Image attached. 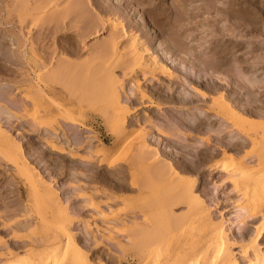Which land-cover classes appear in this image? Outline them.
I'll return each mask as SVG.
<instances>
[{"label":"bare ground","instance_id":"bare-ground-1","mask_svg":"<svg viewBox=\"0 0 264 264\" xmlns=\"http://www.w3.org/2000/svg\"><path fill=\"white\" fill-rule=\"evenodd\" d=\"M59 1L60 0H35V2L33 3L31 1L29 2V0H21V1L19 0L17 1L19 3L14 1L13 3L19 4L18 5V7L20 8L19 9L17 6H14V4H12V1L0 0V10L2 9L3 6L5 7L6 11L7 8L13 10L12 7L14 6V11L19 10V12H21L20 10L24 9L22 11L33 10L34 12L35 10V12L36 11L38 12L46 9L48 5L50 6L51 4L52 6L54 3H57ZM65 1L66 0H63V2ZM71 1L73 2V4H71L68 7L69 4L66 1L67 6L62 5L63 9H60L61 5L54 4L56 7L59 6V8H57V11L59 10V12L54 14L51 12L50 14H47V16H49V18L47 17V20L43 19L45 18L44 12H43L44 15L40 14L39 16L40 18L41 15L42 17L44 16L43 18H41L43 22H41L42 20L38 17V19L40 20L39 21L40 24L38 20L36 19L32 20L35 17L34 18L30 17L32 23H34L33 26H37L39 24V27L37 28L35 27L36 29L35 32L39 34V38H37L39 48H37V50L33 48L35 43L32 37L34 33L32 34L33 29L31 27L30 28L32 30L26 29L28 30L27 34L31 36L28 37V35L27 36L25 35L26 31H24V29L26 28L27 25L26 22H28L29 20L23 23L24 25L23 24L18 25L19 23L17 22L18 23L17 24L16 21L9 19L10 17L0 19V26H4L3 29L6 30L7 26L9 27L7 31V35L5 34H4L5 36L0 35V61L3 62L7 61L9 65L12 66L14 65L16 66V68L18 66H21V64L24 66V63L22 62H25L26 67L24 66L25 67L24 70L28 69L27 73L24 72L25 74L23 75L20 73L21 75H19V77L22 76V78H20V81H18V79H15V77L13 76V79L17 80V81L12 80V84L14 83V85H10L8 82L7 84L5 83L3 84L1 82L3 81V79H1L3 77H1L0 93L2 94L3 92H5L7 94L6 96H10L9 98L10 99L12 98L13 101V99L16 98L14 97V95H16L15 93L17 92L16 86L18 89V87L20 88L21 86L23 87L25 85L28 88L27 90L29 92L35 90L36 93L38 92L37 94L39 96L37 95V97H39V99H37V97L34 96L36 97V99H34L33 102L31 97L29 98L32 100L30 101L33 102L34 104V107H31L34 108L32 115L37 116V118L34 120V124L38 126H41L42 122L43 124L46 123V126H50L51 124H53L52 123L53 121L51 120H50L51 124L47 123L48 120L46 121V119H48L49 112L46 111L43 112L42 114V111H39L41 109L39 108L40 106L38 105L39 104L42 105V102H46L47 105L49 104L51 106L52 105L61 106V105L59 102L58 104L57 101L55 100L47 101L48 99L51 98V96L49 95L50 91L52 90L51 87L52 85L49 86L51 84L50 82L51 80H49L50 84L48 85L47 83L49 82L47 80L46 82H44L42 78H44L50 73L51 74L55 73V71L58 72V69L53 71V69L55 68V63H53V61L55 62L57 61L59 65L66 63L65 65H70V68L71 67L73 68L75 65L77 67L78 66L77 64L71 63L70 57L79 56V54L82 53V51L80 49L79 43L76 44L78 41L75 42V49H73L74 51H72L71 53L61 47L52 48L53 50L50 51L51 50V49L49 50L50 46L47 48L48 45L45 46L43 43L47 38L50 37L51 33L57 34L64 29L67 30L69 24L66 22V19L70 15H73L74 19H78V22H75L76 26L78 27V30H84V33L81 32L77 33L78 34L77 36L80 37L79 39L83 41L88 37L87 35L89 36L92 35L90 33L96 34L99 33L101 29H103L102 28L103 25H101L102 23L98 20L97 14H101V13L105 14L107 17L106 20L107 21L106 24L108 26L107 30L109 31H107L108 38L101 52L103 58L107 59L108 63H113V64L114 61L117 60L118 58H122V59L127 58L126 64L128 66L127 69H129L128 72L129 74L130 73L136 74V71L138 69H142V71L144 72L143 75L144 74L151 75L153 78H156L157 82L162 80L163 82H166L168 85H171V87L175 88V91L172 94L169 93L164 94L165 91L164 89H163L164 90L163 93L162 90L161 91L159 90L158 92V99L160 101V104L168 105V107L166 108L168 112L165 117H167L166 119L168 120L166 121L167 127L168 125L171 126L169 128L170 132H168V134H170L172 138L171 140H173L174 149L173 148L169 149L168 146L162 149L159 148L160 146H158L157 149L154 146H150L147 140L143 139L141 142L142 153L139 154V157L140 158L142 157V160L144 159L147 162V164L149 163L150 165L149 170L151 169L152 173L154 175L156 174L155 176L158 175L159 177L158 179L161 178L163 184L166 185L168 189L175 190L176 195L173 198L170 197L166 201V206L168 208L167 209L163 208V214L165 213L164 218L161 216L163 222L161 220H160L161 222H159V220L155 221V219L154 221H152L150 219L151 214L147 212L149 207L145 206L147 209L143 207V210L142 209L141 210L145 216L149 215L148 216L150 220L149 223L147 224L145 222L146 219L142 217L145 221H143L141 225H138L139 223L135 224L136 222L135 217L138 215L136 213L137 211L135 212L136 209L135 210L133 209L134 210L133 217L135 219L131 218L130 220L133 221L135 226L134 224H131L132 226H134L133 231H131L132 226H130L131 230L128 229L131 232V233L129 232L131 234V242L127 250H129L130 245H132L131 247L135 250V252L132 253V255L134 256L133 258H135L136 260L140 258L141 264H242V261L244 260H245L244 262L245 263L247 262L248 264H264V252L261 251L262 249L260 247L261 244L258 243V242H262V240L264 239V99H262L260 95L264 91V68L261 67L258 68L257 65L258 62L255 63L257 61L256 59L253 65L251 64L249 67L246 66L243 67L242 64L244 62L240 63L239 60H236L235 62H239V63H235V65H233L232 67L233 70L232 72L235 74V77L233 78L230 75L229 70L227 69L230 64L228 63L229 60L228 61L226 60L227 56L225 57L226 54L225 48L220 47L219 45L215 47H209L210 45H207V47L205 48L202 46L204 48V50L202 51V55L203 57H205V59L203 58L201 59L200 56L202 55L199 56V54L196 53V50L193 48H187L185 51L181 50L180 43L177 40H175L174 42L175 46H172L170 42L168 43V46L160 49L161 47L159 45L160 36H158V33H155L152 30H147L145 25H143L144 23L141 22L136 23L132 18L129 19V17L127 18L125 17V20L126 23H128L127 25H129L132 28L129 31V36L131 37V44L125 45L124 47L118 46V44L120 43L121 39L124 36L123 28H126V26L123 25L124 20L120 21V18L124 16V13L127 11V9L126 11L121 9L120 6L114 4L113 0H99V1L95 0L96 1L95 3H91V0H76V1L71 0ZM10 2L13 6L11 5L10 7H8L9 6L8 4H10ZM15 7H17L18 9L15 10ZM54 8L52 7V9ZM64 8L67 9L65 10ZM93 10H95L96 13H94ZM0 12H2V10ZM9 15L11 16V14H8V16ZM14 17L12 18L14 19ZM112 17L113 18L115 17V19L118 18L119 21L118 22L117 20L113 21ZM30 26H32V24H30ZM37 29H39V31H37ZM134 29H136V31ZM85 33L86 34L88 33L86 35L87 37L84 36ZM203 45L206 44L204 43ZM15 47L17 48V51H20V49L24 47L25 48L30 47V52L33 55L30 56L27 53V51H25L24 52L25 61H23L20 54L16 52ZM83 49L84 48H82V50ZM36 51L38 53H36ZM67 55H69V57H67ZM56 56H58L59 58H57ZM2 67L4 68V66ZM60 68H62L67 73L66 69H64L63 67ZM70 68L68 70H70L71 73L72 69ZM6 70L9 71L7 75H10V72L11 74L14 73V69L9 68ZM63 70H59V71L62 72ZM74 70L76 69H73V71ZM57 72L56 75H58ZM31 73L35 75L33 79L31 78L32 75ZM109 75L112 78L111 79L108 76L109 79H111L112 82H115L114 83L115 86L113 83H112L113 87L111 86V89L109 86V84L111 83H109L108 85L105 84V86L106 85L109 86L106 87L110 89L109 92L110 96L108 102H110V104L116 111L115 115H113L115 116V118H113V123L111 124L117 126V129L114 128L115 130H113L112 132V134L117 137H115L112 145L110 146V149L108 148V149L96 151V157L99 158L101 163L103 159L107 157L106 156L108 154L107 151L115 152V150L118 148V138L121 136L120 128L125 127L126 124H129V126L132 127L137 125V123L139 124L148 123L154 126L157 124V122H155L154 119H152L153 117L150 116H145V118L143 117V121L138 119L137 117H135V119L131 121L127 119L128 115L126 116V113L128 112L125 110L126 107H124V104L118 92V84L122 87V83H119L112 73ZM48 77L51 76L48 75ZM135 77H136V83L134 85L137 88V90H140L141 81L137 78V76ZM33 86L35 89L33 88ZM188 87L191 92L188 90ZM198 88L205 89L204 91L205 93L200 92ZM109 89L106 90L109 91ZM186 89L189 92H186L187 91ZM14 90H16L15 93ZM24 90L26 91L25 88ZM207 92L209 93L218 92L219 96L213 98L212 100L210 99L211 106L208 107L206 111L205 110L199 111L200 109L197 110L196 108L198 107L196 105H198V103H200L201 101L202 102L207 101L208 98L207 96H209L207 95ZM33 94L35 93L33 92ZM141 94H142L141 99H145L147 96L146 93L141 92ZM27 96L28 95H26V97ZM129 96H136V95L134 94V91H131ZM46 97L48 98L47 100H45ZM0 103L4 104L5 102L4 100L3 102H1L0 100ZM147 103L149 104V106L154 107V109L160 107V105L153 103L152 101H150V99ZM1 104H0V158L2 159V162L3 160H5V162L7 161L12 167H14L13 169H15V176H18L23 179L20 183L24 184L26 188L23 185L21 186H23V190L24 188L25 189L28 188V190L26 191L29 194L28 196L30 197L31 202L33 201L42 202L46 206V209L48 210L50 215V219L52 218L53 221L56 223V231H54L50 235H40V236L36 235L33 230L32 231L30 230L32 227L29 228L34 224L33 225L31 224L32 219L31 221L27 219V217L29 218V215L28 214L26 215L27 211L24 217L23 214L24 212L22 211L24 209L23 207L24 205L21 207V209L23 208L21 210L19 206L21 203L19 204L17 203L19 207L15 206L17 204H13L15 199H17L16 202H18V200L20 199L19 196L18 197L15 196L16 198L14 200H11V197L7 196V193L6 194L1 193L0 191V226L5 231L3 233H8V235L11 234L10 237L13 238V239L9 238L10 240L9 239L6 240L4 237L0 235V264H52L53 259H50V257L52 258L54 257L52 255L54 254L57 255L60 252L63 254V257L65 255H68L65 256V258L67 257L69 258L70 264H98L95 261H94L95 263L92 261L90 257V252L88 250V248L92 247L96 242V236L92 233V228H91V225H94V221H95L94 218H96L94 216H96L95 214L96 212L94 213L95 214L94 216L92 214H90L92 216L86 215L88 212L90 213L96 211L97 209H100L101 206L99 205L101 203L97 205L96 204L97 202L96 203L94 202V199L96 197L94 196L95 198H93V195H91V193L94 195L98 193L96 194L93 192L89 193L91 191V188L90 190L87 189L89 192H87L86 190L89 196L87 195L86 192H85L86 194L82 192L81 189H83L84 191L85 187H87L88 185V183L86 185V182H89L86 181L87 180L86 175L85 176L81 175V177L79 176L81 180H85V186L83 185L81 186L80 185L81 182L79 181L80 183L79 185L84 188L78 189L80 186L79 185L77 186L78 184V182H76L77 179L75 178V180H73V182L75 181L74 183L69 180L72 177L71 178L69 177V179H67L68 182L64 181L63 184H65L66 182V185H68L67 187L66 185H64L65 189L60 183H58L61 185V186L59 185L60 188L64 189L63 195L59 192L60 190L58 191V189L55 187L56 184L54 182H49L50 180L52 181V179H54L53 174H52L53 175L52 179H50L52 176L48 178L50 179L49 181H47L44 177H42V175H40L39 172H37V168L33 166L34 163H32L33 165L31 164L29 158L32 157H30L29 155L27 156L25 153V151H28L29 149L26 150L23 147V145L19 142V140L18 139L16 140V137L12 136L11 132L9 131L10 132L9 133L8 130H6L7 125L8 124L11 125L12 122L8 123V121L5 119L7 121V125H3L6 121L3 119L2 116L5 115L7 117L13 116L14 118L15 113L13 114L10 111L11 108L10 110H7L9 109V107L6 109L5 108L6 105L4 106ZM140 104L141 106L142 105L145 106L146 103L144 101V102H140ZM56 106L54 108L59 109V107ZM24 110H26V108H24ZM9 111L13 115H11ZM41 114L43 115V117H41ZM8 119H10V117ZM13 125L14 124L11 125L10 129L12 128ZM156 126L158 127V125ZM52 127L53 126H51L50 132L48 133L49 135H46L45 137L42 136V139L45 140L44 143L45 147L48 149L50 153L65 154V152H68L65 150V147L69 146L68 148L70 149L72 145V142L69 140L70 137L68 138L67 136L63 135L65 136V139L63 141L60 140L61 134L57 133L56 129H53ZM118 128L120 131L118 130ZM165 130L166 129H164L163 131ZM185 130L186 132L192 133L191 138H189L187 134L184 133ZM211 138H213L212 140H216V142L214 141L213 145H211L210 142ZM58 139L60 140V142L56 144L55 141ZM200 142H203V144H205L206 147L202 145ZM215 143H217L218 145L217 151L219 150L218 152L220 153V156L222 155L223 158H228L230 160L222 163H214L213 161L212 162L214 164L210 163L211 162L210 153L211 152L214 153L213 147L215 146ZM248 144L251 145V149L249 146V149L251 151L249 150L248 152H246L247 150L244 149L248 146ZM68 156L73 157V152L71 151ZM35 159L37 160V157ZM42 162H44V160ZM230 162L233 163L231 164ZM36 163L35 164L38 165V162ZM110 165L112 164L110 163ZM68 174L69 176L71 174L72 176L74 175V173L72 172L71 174L70 173ZM89 174L90 173H88V176H90ZM151 176L153 178V175ZM84 177L85 179H83ZM217 177L219 178V182H220L219 185H215L216 183H214V180H216ZM89 179H91V177ZM148 179H150L149 176ZM135 184L134 187L132 186L131 188L132 190L130 191L135 190L133 189L136 187ZM210 184H212V187L214 186V188L217 189L213 188L214 190L213 189L209 190ZM73 185L74 186L76 185L77 187L76 186L74 187ZM91 185L92 184H90L89 186L91 187ZM146 187L148 186H145L144 189L140 188L142 192H145L144 190H147ZM250 187H255V188L258 187L261 189L262 193L261 195L259 194L260 196L258 198L250 202V204H255L257 207L252 205L248 206V202L245 204L247 207L244 204L236 203V205L239 206V210L237 209V213L234 215V217L236 218V223H238L236 225L234 224L235 227H237V235H238L237 237H235L234 231L231 232L232 231L231 226L233 225L232 222L233 220L229 221L226 215L222 214L223 212L222 211L220 215L221 218L220 222L215 223L207 209L208 202L206 198L209 197L214 198V193L216 192V190L218 192L219 188H221L222 190L226 189L227 191L229 190V188H231L233 189V192L237 194H241L242 193L241 191H244L245 193V191L248 190V188ZM17 189L16 192H18ZM63 189H61V191ZM97 189L96 191H98ZM137 190L138 189H136V191ZM141 190H138V192H141ZM12 191H10V193L8 191L7 192L9 195H11ZM125 191L128 190H124V192ZM104 193L106 196L108 195V193L106 194V191L105 192L103 191V195ZM99 194H101V192ZM105 195L103 196V198H105V203H109V201H113L115 199L118 200V198H115V196L117 195L113 197L112 195L109 194L107 196V199ZM99 197H102V195ZM8 199H10L12 203L10 201L6 202ZM128 199L131 200L130 197H128ZM27 200L28 203H31L29 199ZM122 200H124V198ZM131 201H137V198L135 197V200L133 199ZM5 203H7V205ZM12 204L16 208L10 210ZM179 204L186 205L187 211L184 214L175 215L172 212L173 209H171V207ZM4 205L6 206L4 207ZM86 205L88 206V208L86 207ZM108 206L111 208V205L109 204L107 206L105 205V207ZM118 207L119 206L117 204V208ZM253 207L254 209L255 208L257 209L254 210ZM83 208L84 209L87 208L88 210H84ZM18 209L21 210L22 212L21 214L20 211L18 214H16L18 212ZM82 209L84 210V213L86 211L84 215L86 220L83 219V221H81L84 225H86V230L84 231L83 228H80L79 231L82 233H78L79 231L75 232L73 227H71V225L74 224V221L80 219L78 218V216L79 217L82 216V214H80L83 212ZM29 210L30 209H28V211ZM113 213H111L112 216ZM33 214L34 213H32L31 215ZM98 214L101 217L102 216L104 217V214L102 212L98 211ZM143 214L141 215L143 216ZM16 215L17 216L23 215L22 217L23 219L19 216L17 217ZM99 215L97 217H99ZM117 215L119 214L117 213ZM114 216H116V213L114 214ZM119 217L121 218V216ZM112 219L110 222H112ZM258 219H261V223L255 225ZM91 220L93 221V223L90 222ZM119 220L120 221L118 220L116 221L122 226L121 222H123L125 219L124 220L119 219ZM246 220L251 221V223L255 225L254 229L256 233L255 235H253V238L251 236L252 233H250L251 226L246 227L248 221L244 223ZM138 221L139 219H137V222ZM227 222H229L228 225H226ZM126 223L127 222L123 223V227H125L124 224ZM143 223L144 225H142ZM140 226L141 228L139 229ZM128 227L129 226H127V228ZM25 230L27 231V233L26 234L22 233L24 236L22 235L20 236L21 234L20 232H24ZM238 244H241V249L239 248V253L234 252V250H232L234 248H238L236 247ZM48 250H51V253H49V255H47L46 253ZM162 250H164L163 254L160 253ZM130 251L127 253L130 254ZM125 253L126 252H123L124 255Z\"/></svg>","mask_w":264,"mask_h":264},{"label":"rangeland","instance_id":"rangeland-1","mask_svg":"<svg viewBox=\"0 0 264 264\" xmlns=\"http://www.w3.org/2000/svg\"><path fill=\"white\" fill-rule=\"evenodd\" d=\"M7 1H12V4H14V6H17V7L19 5V4L13 3L14 1L17 2L19 0H7ZM30 1L32 3L35 2V0H29V2ZM66 1L69 4L68 7L71 4H73V2L71 0H69V1L66 0ZM66 1L63 2V0H60L59 2L54 3V4L61 5L60 9H63L62 7L66 5ZM73 1H76V0H73ZM95 2H96L95 0H91V3H95ZM113 2H114V4L120 6L121 9H123L125 11L127 9L126 12L124 11L125 12L124 16L120 18V21L124 20L123 25H125L126 28H123L124 36L121 39L122 42L120 41L118 46L124 47L125 45L131 44V37L129 36V31L132 28L129 25H127L128 23H126V20H125V17L126 18L129 17V19L132 18L136 23H138V22L144 23L143 25H145L147 30H152L155 33H158V36H160V40H159V45L161 46L160 49L168 46V43H170V42H171L172 46H175L174 45L175 40L179 41L181 50L185 51L187 48H193L196 50V53H198L199 56L202 55V51L204 50L205 47H207V45H210L209 47H215V46L219 45L220 47L225 48L226 49L225 57L226 56L228 57V58L226 57V60L227 61L229 60L228 63L230 64L227 69L229 70V73L233 78L235 77V74L232 72L233 71L232 67H233V65H235V63H239V62H235L236 60H239L240 63L244 62L242 64L243 67H245V66L249 67L251 64L253 65V63L255 62V59H256L257 61L255 63L258 62V64H257L258 68H260V67L264 68V0H113ZM17 3H19V2H17ZM12 4L10 2V4H8L9 5L8 7H10ZM54 4L52 6H51V4H50V6L48 5V7H46V9H44L45 11L43 10V11H38V12L37 11L35 12V10H34V12H33V10L22 11L24 9H21L20 10L21 12H19V10L18 11L16 10L19 7L18 8L15 7L16 11H14L13 5H12L13 10H10V8H7V11H6L5 7L4 6L2 7V5H1L2 12H0V19L10 17L9 19L16 21V23L18 22L19 23V24L17 23L18 25H21V24H23L29 20L28 21L29 23L26 22L27 25H26V28L24 29V31H26L25 35L26 36L28 35V37H30L31 35L27 34L28 30L31 28L33 29V30L31 29L33 31L32 34L33 33L35 34V35L33 34V36H32L34 39V43H35L33 48L37 50V48H39L38 41H37V38H39V34L37 32H35L36 31L35 27L36 28L39 27V24H40V22H39L40 20L38 19V17L40 16V14H43V12H44L45 15L44 14L43 15L45 16V18H43L44 16L42 17V15H41V18L47 20V17L49 18V16H47V14H50L51 12L53 14L58 13L59 10L57 11V8H59V6L56 7ZM54 6H55V8H54ZM52 7L54 9H52ZM67 8H64V9L66 10ZM189 9H190V12H189ZM93 11H94V13H96L95 10H93ZM229 12H230V14H229ZM6 13H7V15H6ZM8 14H11V16L12 15H14V16L16 15V16L15 17L12 16V17H14V19H13L10 15L8 16ZM30 17H32V18L35 17L34 19H32V18L31 19L32 20H35V19L38 20L39 24L37 23L38 24L37 26H33L34 23H32V21L30 20ZM73 17H74L73 15H70L66 19V22L69 24V26L67 27V30L63 28L64 30H62L60 33H57V34L51 33L50 37L47 38L45 40V42L43 43L45 46L48 45L47 48L50 46V48H49V50L51 49L50 51L53 50L52 48L61 47V48L66 49L68 52L71 53L72 51H74L73 49H75V42L78 41L76 44L79 43L80 49L82 51V53H80L79 56L70 57L71 63L77 64L78 65L77 67H76V65L75 66L72 65L75 68L74 67L70 68V65H65L66 63L59 65L57 63V61L56 62L53 61V63H55V68L53 69V71L58 69V72L55 71V73L48 74L53 79L51 77H48L47 74H46L47 76L42 78L44 80V82H46V80L48 82H49V80H51L50 81L51 84H50V82L47 84L48 85L50 84L49 86L52 85L51 86L52 90L50 91V94H49L52 99L51 98L48 99L46 97L45 100H47V99H48L47 101L55 100V101H57V103L59 102L61 105V106L55 105L56 107H59V109H58V108H54L55 106H53V105L52 106L49 104L47 105L46 102H42V105H40L38 103L39 104L38 106H40L39 108L41 109L39 111H42V114H43V112H46V111L49 112L50 117L48 116V119H46V121L48 120L47 123L51 124V122H50V120H51V121H53L52 122L53 124H51V125L49 124L50 126H46V123L43 124V122H42L41 126L34 124V120L37 118V116L32 115L34 108H31V107H34L33 102H34V99H36L38 92L37 93L35 92L34 86H33L34 89H32L34 91L30 90L31 92H29L27 90L28 88L24 85L23 87L21 86L22 88L18 87L19 90L17 89V86H16L17 92L15 93L16 90H14V93L16 94V95H14V97H16L15 98L16 100L13 99V101H12V98L11 99L9 98L10 96H6L7 94L5 92H3L2 94L0 93L1 102H3V100L5 102L4 104L3 103L2 104L0 103V104L4 105V106L6 105V107H5L6 109L9 107V109H7V110H10V108H11L10 111L13 114L15 113L14 118H13V116H9L10 119H8L9 117H7L6 115L2 116L4 120L6 119L8 121V123L12 122V124H14L12 126V128L10 129L12 124L11 125L8 124V125H10V126H8L6 120H5L6 122L3 125H7V128L5 126L6 130H8V132L10 131L11 135L16 137V140L18 139L19 142L23 145V147L26 150L29 149L28 151H25V153L27 156L29 155L30 157H32V158H29V160L31 161V164L34 163V165L33 164L32 165L35 168H37V172H39V174L42 175V177H44L47 181H49L50 179L53 178V175H54V179H52V181L50 180L49 182H54L56 184L55 187L58 189V191L60 190L59 192L62 195H63L64 189H65L64 185H66V182H68L67 179H69V177L73 178V179L71 178L72 180L69 179L71 182H73V180H75V178L77 179L76 182H78V184L75 183V184H77V186L80 184L79 181L81 182V184H80L81 186L82 185L85 186V180L80 179L81 175L82 176L86 175V177H87L86 181H89V182H86V185H87V183H88V185H87V187H85L84 191H83V189H81L82 192L85 193L87 189L90 190V188H91V191L89 192L87 190V192H89V193L93 192L95 194L98 193L96 195L91 193V195H93V198L96 197L94 199V202L95 203L97 202L96 203L97 205H99L101 203L99 205V206H101L100 207L101 210L97 209L94 212H90V213L88 212L86 214V215L92 214L93 216L96 214V216H94V217H96V218H94V220H95L94 225H91L92 233L96 236V242H95L96 245L94 244L92 247L88 248L92 261L93 262L95 261L98 264H101V263L102 264H128V263L129 264H135V263L141 264L140 258L137 257L138 258L137 260L135 258H133L134 256L132 255V253L135 252V250L131 247L132 245H130L129 250H127V248L129 247V244L131 242V234H130L131 232L128 229L131 228L130 227V226H132L131 224H134L133 221L130 220L131 218H134L133 217L134 216L133 211L136 209L135 212L137 211L136 213L138 215L135 217L136 218L135 224L139 223L138 225H141V223L143 221H145L144 219H146L145 222L147 224L149 223V221H150L149 217H148L149 215L145 216L142 213L143 207L146 208L145 206L149 207V209L152 210V211H150L149 209L147 210V212L149 214H151L150 219L152 221H154V219H155V221L159 220V222H161V221L163 222L162 217L163 218L165 217V213L163 214V208H165V209L168 208L166 206V201L170 197L173 198L176 195L175 190L168 189L166 187V185L163 184L161 178L158 179L159 178L158 175L155 176L156 174L154 175L152 173V170L151 169L149 170V168H150L149 163L147 164V162L144 159L142 160V157L141 158L139 157V154L142 153L141 142L143 139H145V140H147V142L149 143L150 146H154L157 149H158V146H160L159 148H161V149L166 147V146H168L169 149H172V148L174 149L173 140H171L172 138H171L170 134H168V132H170L169 128L171 126L168 125V127H167L166 121H168V120L166 119L167 117H165L167 115V112H168V110L166 109L168 107V105L167 104H160V101L158 99V92H159V90L160 91L162 90V93H163V91L165 90L164 94L165 93L172 94L175 91V88L171 87V85H168L166 82H163L162 80L157 82L156 78H153L151 75H145V74L143 75L144 72L142 71V69H138L136 71V74H134V73L129 74L128 73L129 69H127L128 66L126 64L127 58H124V59L118 58L117 60L114 61V64L108 63L107 59L103 58L101 52H102L103 47H104L106 40L108 38V32L107 31H109V30H107L108 29V26L106 24L107 23V21H106L107 17L105 14H103V13L97 14L98 20L102 24L100 22L99 23L101 25H103L102 26L103 29H101L100 32L96 33V34L90 33V34H92L90 36L87 35L88 33L87 34L85 33L84 36L85 37L88 36V37L86 39L84 38L85 40H83V41L79 39L80 37L77 36L78 35L77 33H80V32L84 33V30H78V27L76 26V23H75V22H78V19H74ZM21 20L24 22H22ZM116 20H117V22L119 21L118 18L115 19V17H114L113 21H116ZM41 22H43V20ZM30 24H32V26L34 28L32 26H30ZM134 25H136V24H134ZM0 28H1L0 29V35H4V34L7 35V31L9 29V27L7 26L6 30L3 29L4 26H0ZM26 29H28V30H26ZM39 29H37V31H39ZM134 30L136 31V29H134ZM57 37H58V39H57ZM162 43H163V45H162ZM204 43L206 45H203ZM82 48H84V49L82 50ZM25 51H27V53L30 56L33 55L30 52V47H26V48L24 47V48L20 49V51H17V48H16V52L18 54H20L23 61H25V58H24V52ZM57 51H60V50H57ZM36 53H38V52L36 51ZM161 53H163V52H161ZM56 57L59 58L58 56H56ZM67 57H69V55H67ZM200 57H201V59L202 58L205 59V57H203V55ZM22 63H24V66H25V62H22ZM0 65H1L0 66V75H1L0 78L3 77V78H1V79H3V81H1L3 84L4 83L7 84V82H8L10 85H14V83L12 84V80L13 81H17V80H14L13 76L15 77V79H18V81H20V78H22V76L19 77V75H21V74L23 75V74L27 73V71H28V69L24 70V68L26 66L24 67L22 64H21V66H18L16 68V66H14V65L13 66L9 65V63L7 61L6 62L0 61ZM2 66H4V68ZM60 67H63L64 69H66L67 73H66V71H64ZM9 68L14 69V73H13L14 75L11 74V72H10V75H7L9 73V71H7L6 69H9ZM69 68L72 69L71 73H70V70H68ZM73 69H76V70L73 71ZM59 70H63V71L61 72ZM56 72L58 75H56ZM111 73L113 74V76L116 78V80L119 83H122V87L118 84V92H119L121 100L124 104V107H126L125 110L128 112V113H126V116L128 115L127 119L129 121H131V120H134L135 117H137L138 119L143 121V117L145 118V116H150V117H153L152 119H154L155 122H157L156 125H158L159 128L156 125L154 126V125L148 124V123H146V124L145 123H142V124L137 123V125H135L133 127L129 126V124H126L125 127L120 128L121 136L118 138V148L115 150V152L114 151L113 152L107 151V153H108L106 155L107 157L104 158L107 161L104 160L103 158H101V159H103V161L101 163L99 158L96 157V151H100V150H104V149H108V148L110 149V146L112 145L115 137H117V136L112 134L113 130L117 129V126L111 124V123H113V118H115V116H113V115H115L116 111L112 107L110 102H108L109 96H110L109 92H110L111 86L113 87L112 83L113 84L115 83V82L111 81L112 78L109 75ZM108 76L111 79H109ZM135 76H137V78L141 81L140 82V90H137V88L134 85L136 83V77ZM34 77H35V75L32 74L31 78L33 79ZM109 83H111V84H109ZM105 84H107V85L109 84L110 89L107 88L109 86L106 85L107 86L106 87ZM114 86H115V84H114ZM24 88L26 89V91L24 90ZM105 88L109 89V91H107ZM14 89H15V87H14ZM85 89H86V91H85ZM198 89L200 92L205 91V89H203V88H198ZM202 89H203V91H202ZM188 90H189V87H188ZM188 90L186 92L190 91V90L189 91ZM131 91H134V94L136 96H129ZM33 92L35 94H33ZM105 92L108 95H106ZM141 92L146 93L147 96L145 99H141V95H142ZM263 93H264V91L260 94L262 99H264ZM104 94L106 95V97ZM26 95H28L29 97L28 96L26 97ZM207 95H209V96H207L208 98H207L206 102L201 101L200 103H198V105H196L198 107V108H196L197 110L200 109L199 111H204V110L206 111L208 109V107L211 106L210 101L213 98L219 96V93L218 92H216V93L215 92L214 93L213 92L212 93L207 92ZM34 96H36V97H34ZM30 97L33 100V102H31L32 100L29 99ZM148 98L153 103L160 105V107L154 109V107L149 106V104L147 103L149 101ZM37 99H39V97H37ZM198 99H199V97H198ZM14 100H15V102H14ZM144 101L146 103L145 104L146 107L143 105L141 106V104H140V102H144ZM23 106H25V107H23ZM24 108H26V110H24ZM65 108H66L67 112L65 111ZM129 111H130V113H129ZM11 112H10V114L13 115ZM42 114H41V117H43ZM61 115H62V117H61ZM210 115H212V114H210ZM15 116H16V118H15ZM23 118H25V119H23ZM71 118H73V119H71ZM73 120H75L76 122ZM51 126H53L52 127L53 129H56L57 133L61 134L60 140L63 141L65 139V136H67L68 138L70 137L69 140L72 142V145H71L70 149L68 148L69 146L66 145L67 147H65V150L68 152H65V154L50 153L48 151V149L45 147V144H44L45 140L42 139V136L45 137L46 135H49L48 133L50 132ZM112 127H113V129H112ZM86 128L88 129V131ZM110 129H111V131H110ZM164 129H166L165 130L166 132L163 131ZM118 130H119V128H118ZM157 132H158V134H157ZM142 133H143V135H142ZM184 133L187 134V136L189 138H191V135H192L191 132H186V130H185ZM63 135H65V136H63ZM212 139L213 138L210 139L211 145H213L214 141L216 142V140H212ZM60 140L59 139L56 140L55 143L56 144L59 143ZM30 143H32V144H30ZM200 143L206 147V145L203 144V142H200ZM28 144H29V146H28ZM102 144H103V146H102ZM24 145H26V146H24ZM60 146H62V145H60ZM249 146L251 149V145L248 144V146H247L248 148L246 147L244 149V150H247L246 152H248L250 150ZM62 147H64V146H62ZM213 148L212 149H213L214 153H212V152L210 153L211 154L210 155V161H211L210 163L211 164L213 162L214 163H222V162L230 160L228 158H223L222 155L220 156V153L218 152L219 150L217 151V149H218L217 143H215V146ZM71 151L73 152V157L68 156ZM30 152H32V153H30ZM38 156H40V157H38ZM36 157H37V160L41 158L40 160L43 159L44 162H42L43 160L37 161L35 159ZM213 158H215V159H213ZM3 162H2V159L0 158V164H1L0 165V186H1L0 191H1V193H5V194L7 193V196H10L11 200H14L16 197L19 196L20 199L18 200V202H16L17 199H15L13 204L21 203L19 205L20 209L24 205L23 206L24 209L23 208H22L23 210L21 209L24 212L23 213L24 217H25V213L27 211L26 215L27 214L29 215V218L27 217V219L30 221L32 219L31 224L32 225L34 224L33 226L29 227V228L32 227L30 229L31 231L33 230L35 232V234L38 236L52 234L54 231H56V223L53 221L52 218H51L52 220L50 219V215H49L48 210L46 209V206L42 202H38V201L31 202V199L28 196L29 194L26 191V190H28V188L25 189L26 186H24V184L20 183L23 179L18 177V176H15V169H13L14 167H12L7 161L5 162V160H3ZM36 162H38V165H36L37 164ZM109 162L112 165H110ZM103 163H105V164H103ZM230 163L232 164L233 162H230ZM41 166H43V167H41ZM106 166H108V167H106ZM69 169H70V172H69ZM87 170L88 171L90 170V171L88 172ZM71 172L74 173L73 176H72ZM68 173H70L71 175L69 176ZM88 173H90L89 174L90 176H88ZM56 174H57V176H56ZM75 174L77 175V177ZM150 174L153 175L154 179L152 178V176ZM91 175L93 176V178ZM148 176L150 177V179H148ZM49 177H51V178L48 179ZM88 177L89 178L91 177V179H89ZM83 179H85V177ZM146 179H148V180H146ZM12 180H14L16 182H14ZM61 181H63V182H61ZM64 181H66L65 184H63ZM92 181L93 182L95 181V182L93 183ZM156 181H158V182H156ZM58 183H60L64 187V189L60 188L61 185ZM89 183L92 184L91 187L89 186L90 185ZM133 183L134 184L136 183L137 185L139 184L138 186L135 184L136 187L133 188V189H135V190H133L134 192L130 191V190H132L131 189L132 186L134 187ZM214 183H216L215 185L220 184L218 177L216 178V180H214ZM143 184L145 186L149 187V188L146 187L147 190H144L145 192H142V190L140 189V188H142V189L145 188V186ZM21 185H23L25 187L24 190H23V186H21ZM142 185H143V187H142ZM67 186L68 185H66V187ZM81 186L78 189L84 188ZM128 186L129 187L131 186V187L129 188ZM92 187H95V188L97 187L98 189L97 188L96 189L98 191H96V189L92 188ZM111 187H113V188H111ZM209 187H210L209 190H212L214 188V186L212 187V184H210ZM16 189L18 192H16ZM61 189H63V190L61 191ZM136 189L141 190L142 193L138 192V190L136 191ZM214 189H217V188H214ZM254 189H255V191H254ZM109 190H110V193H109ZM121 190H122V192H121ZM124 190H128L129 192L128 191L124 192ZM7 191L9 193H10V191H12V193L15 191L18 194H16L14 192L13 194L11 193V195H9ZM99 191L101 192V194H99L100 193ZM103 191L104 192L106 191V194L108 193V195L110 194L113 197L115 195H117V196H115V198H118V200L115 199L113 201H109V203H105V198H103L105 193L103 195ZM241 192H242L241 193L242 195L233 192V189H231V188H229L228 191L226 189L222 190L221 188H219L218 192L216 190V192L214 193V198L213 197L206 198V200L208 202L207 209H208L210 216L213 218V221L215 223L220 222V220H221L220 215H221L222 211H223L222 214H225L227 219H229V221L233 220L232 221L233 225L231 226V230H232L231 232L234 231L235 237L238 236L237 235V227H235V225L238 223H236V218L234 217V215L237 213V209L239 210V206L236 205V203L245 205L248 202V206L252 205V206L257 207L255 204H250V202L252 200H255L256 198H258L262 193L261 189L258 187L257 188L250 187V188H248V190L245 191V193H244V191H241ZM26 193H27V195H26ZM141 194H143V195H141ZM87 195L89 196L88 193H87ZM101 195H102V197H99ZM64 196H65V194H64ZM107 196L105 195L106 199H107ZM128 197H130L131 200H133V199L135 200V197H136L137 201H131L128 199ZM123 198H124V200H122ZM27 199H29L31 203H28ZM11 200L8 199L6 202H9V201L11 202ZM164 201H165V203H164ZM5 204L7 205V203H5ZM13 204H12V207L10 210H12L13 208L14 209L16 208V207H14ZM18 204L15 206H18ZM30 204H31V206H30ZM108 204L111 205V208L109 206L105 207V205L107 206ZM117 204L119 206L118 208H117ZM6 205H4V207ZM125 206H126V208H125ZM162 206H165V207H162ZM86 207L88 208L87 205H86ZM33 208L34 209L36 208V209L34 210ZM87 208L86 209L83 208V209L88 210ZM28 209H30L29 211H31V212H29ZM171 209H173L172 212L175 215H181L187 211L186 205H183V204L172 206ZM253 209H254V207H253ZM255 209H257V208H255ZM21 210L18 209V212L16 214H18L19 211L21 214L22 213ZM84 210L82 213H80V214H82V216L81 217L78 216V218H80V219L77 221H74V224L71 225V227H73L75 232H78L80 228H83L84 231L86 230V225H84L81 222V221H83V219L86 220V218L84 216L86 211L84 213ZM138 210L140 211V213ZM98 211L102 212L104 214V217L103 216L101 217L98 214ZM113 212L116 213V216H114L115 213H113ZM135 212H134V214H135ZM32 213H34V214L31 215ZM111 213H113V216L111 215ZM117 213L119 215H117ZM131 213H132V216H131ZM97 214L99 215V217H97L98 216ZM141 214H143V216ZM92 215H90V216H92ZM129 215H130V217H129ZM18 216L21 218L23 217V215L22 216L18 215ZM37 216H38V218H37ZM119 216H121V218ZM142 217H144V219ZM214 217H215V219H214ZM114 218H117V219H114ZM22 219H20V220H22ZM27 219H25V220H27ZM111 219H112V222H110ZM119 219H121V220L125 219L126 220V221L124 220L123 222H121L122 226L116 221V220L120 221ZM137 219H139L138 222H137ZM44 220H46V221H44ZM39 221H41V222H39ZM247 221L248 220H246L244 223H246ZM80 222H81V224H80ZM90 222L93 223L92 220ZM124 222L128 223V224L127 223L124 224L125 227H123ZM228 223L229 222H227L226 225H228ZM259 223H261V219H258L255 225H258ZM135 224H134V226H135ZM51 225H52V227H51ZM110 225H112L113 227ZM142 225H144V223ZM255 225L253 223H251V221H248L246 224V227L247 226L252 227V228L250 227V233H252L251 234L252 238H253V235H255V233H256V231L254 229ZM127 226H129V227L127 228ZM134 226H132V228H131L132 230L130 229L131 231H133ZM114 227H115V229H114ZM140 228H141V226L139 227V229ZM53 229H55V230H53ZM122 230H123V232H122ZM0 231H1L0 235L2 237H4L6 240H8L9 238L10 239L12 238V237H10L11 234L8 235V233H3L5 231L1 228V226H0ZM25 231L20 232L21 233V234L19 233L20 236L21 235L24 236L23 234L27 233V231L26 232ZM78 233H82V232L79 231ZM23 241H25V240H23ZM258 243L261 244L260 247L262 249L261 248L260 249H261V251L264 252V249H263L264 248V239L262 240V242H258ZM125 247H126V249H125ZM236 247H238V248H234L232 250H234V252L239 253V248L241 249V244H238ZM98 249H99V251H98ZM51 250H48L46 252L47 255H49V253H51ZM132 250H134V251H132ZM129 251H130V254L127 253ZM163 251L164 250H162L160 253L163 254L164 253ZM123 252H126L128 256L126 255V253L124 255ZM52 256H54V257L51 258L49 256L50 259H53L52 264H70L69 258L68 257L65 258V256H68V255H65L63 257V254L60 252L57 255L54 254ZM244 261H242V264H248L247 262L245 263Z\"/></svg>","mask_w":264,"mask_h":264}]
</instances>
